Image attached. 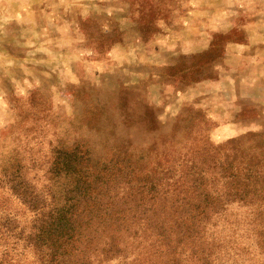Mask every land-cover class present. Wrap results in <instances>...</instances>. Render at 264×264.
Masks as SVG:
<instances>
[{"label":"rangeland","instance_id":"374dc122","mask_svg":"<svg viewBox=\"0 0 264 264\" xmlns=\"http://www.w3.org/2000/svg\"><path fill=\"white\" fill-rule=\"evenodd\" d=\"M75 145L128 218L90 264H191L198 238L212 264H264V200L226 194L239 163L264 165V0H0V180L58 196L49 168ZM0 201L27 226L3 184ZM197 210L215 212L187 239Z\"/></svg>","mask_w":264,"mask_h":264},{"label":"trees","instance_id":"16d2710c","mask_svg":"<svg viewBox=\"0 0 264 264\" xmlns=\"http://www.w3.org/2000/svg\"><path fill=\"white\" fill-rule=\"evenodd\" d=\"M258 165L239 163L235 174L229 173L227 196L251 204L264 200V165H260L261 170ZM18 172L14 170L5 182L0 180V185L8 186L31 217L27 226H20L0 201V264H19L20 244H23V249L31 250L36 264H90L92 257L95 261L99 256L106 261V254L116 249L115 233L122 232L121 225L128 220L124 211L109 208L112 199L103 191V186L111 181L106 167L93 164L88 151L80 146L60 149L49 172L55 177L63 175L64 187L58 196L50 187L51 192L47 190L43 197L30 188ZM213 200L211 203L220 204L219 198ZM211 213L197 210L187 217H180L176 225H186V230L182 233L188 239L196 234L193 231L196 227L203 225L206 229ZM164 221L169 219L162 222ZM153 232L156 234L154 230ZM157 232V236L164 237L163 230ZM199 241L200 238L190 244L192 250H196V258H189L190 263L212 264L207 251L213 243L205 241L203 244ZM156 247L160 249L157 245ZM176 248V245L168 246L167 250ZM10 253L13 255L10 256ZM180 254L181 252L178 255ZM176 260L178 257L175 253L173 261Z\"/></svg>","mask_w":264,"mask_h":264}]
</instances>
